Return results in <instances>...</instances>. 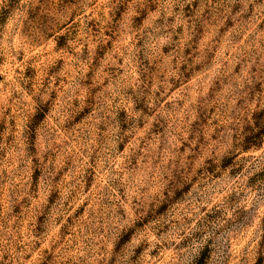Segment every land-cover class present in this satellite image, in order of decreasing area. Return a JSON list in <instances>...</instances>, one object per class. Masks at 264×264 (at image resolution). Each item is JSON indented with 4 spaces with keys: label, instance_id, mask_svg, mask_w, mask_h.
Instances as JSON below:
<instances>
[{
    "label": "clouds",
    "instance_id": "9594fccd",
    "mask_svg": "<svg viewBox=\"0 0 264 264\" xmlns=\"http://www.w3.org/2000/svg\"><path fill=\"white\" fill-rule=\"evenodd\" d=\"M0 264H264V0H0Z\"/></svg>",
    "mask_w": 264,
    "mask_h": 264
}]
</instances>
